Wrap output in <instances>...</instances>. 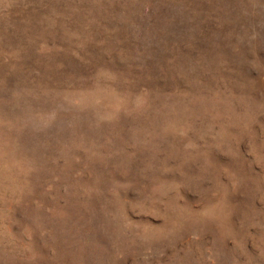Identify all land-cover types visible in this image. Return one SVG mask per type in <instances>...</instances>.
Returning a JSON list of instances; mask_svg holds the SVG:
<instances>
[{"label":"rangeland","instance_id":"374dc122","mask_svg":"<svg viewBox=\"0 0 264 264\" xmlns=\"http://www.w3.org/2000/svg\"><path fill=\"white\" fill-rule=\"evenodd\" d=\"M0 264H264V0H0Z\"/></svg>","mask_w":264,"mask_h":264}]
</instances>
